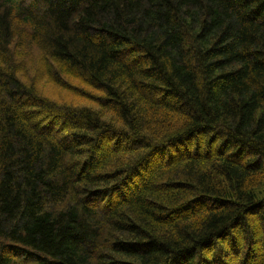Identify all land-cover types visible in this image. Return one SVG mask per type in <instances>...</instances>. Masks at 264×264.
<instances>
[{
	"label": "trees",
	"instance_id": "16d2710c",
	"mask_svg": "<svg viewBox=\"0 0 264 264\" xmlns=\"http://www.w3.org/2000/svg\"><path fill=\"white\" fill-rule=\"evenodd\" d=\"M0 264H264V0H0Z\"/></svg>",
	"mask_w": 264,
	"mask_h": 264
},
{
	"label": "rangeland",
	"instance_id": "374dc122",
	"mask_svg": "<svg viewBox=\"0 0 264 264\" xmlns=\"http://www.w3.org/2000/svg\"><path fill=\"white\" fill-rule=\"evenodd\" d=\"M22 64L24 67L21 71L23 82L33 85L38 90L39 97L60 107L100 108L97 91L85 86L74 77L61 73L56 76L53 71H58L57 67L52 66L48 76L42 77L41 72L44 70L46 62L42 57H37L36 53L29 60L25 59Z\"/></svg>",
	"mask_w": 264,
	"mask_h": 264
}]
</instances>
